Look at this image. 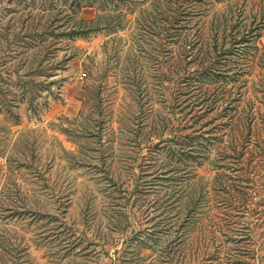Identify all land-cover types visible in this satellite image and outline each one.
Segmentation results:
<instances>
[{
  "label": "rangeland",
  "instance_id": "rangeland-1",
  "mask_svg": "<svg viewBox=\"0 0 264 264\" xmlns=\"http://www.w3.org/2000/svg\"><path fill=\"white\" fill-rule=\"evenodd\" d=\"M0 264H264V0H0Z\"/></svg>",
  "mask_w": 264,
  "mask_h": 264
},
{
  "label": "trees",
  "instance_id": "trees-1",
  "mask_svg": "<svg viewBox=\"0 0 264 264\" xmlns=\"http://www.w3.org/2000/svg\"><path fill=\"white\" fill-rule=\"evenodd\" d=\"M76 5L79 6V2H78L77 4H73L74 8L76 7ZM90 22H91V21H90ZM92 22H93V21H92ZM50 26H52V25H49L48 28H49ZM45 28H46V26L42 27V30H41V31L38 30L37 32H34L35 36L37 35L36 33H38L39 38H42V39H43V37H45V35H46V30H45ZM72 29H73V28H72ZM73 31H74V32H73L72 34H74V35H80V34H82V33H84V32H87V30H84V29H82V30H77V29H75V30H73ZM70 35H71V33H70Z\"/></svg>",
  "mask_w": 264,
  "mask_h": 264
},
{
  "label": "built area",
  "instance_id": "built-area-1",
  "mask_svg": "<svg viewBox=\"0 0 264 264\" xmlns=\"http://www.w3.org/2000/svg\"><path fill=\"white\" fill-rule=\"evenodd\" d=\"M82 78H84V76H81Z\"/></svg>",
  "mask_w": 264,
  "mask_h": 264
}]
</instances>
